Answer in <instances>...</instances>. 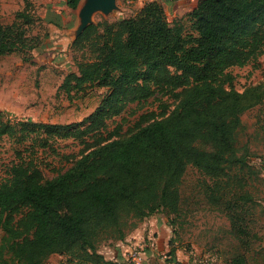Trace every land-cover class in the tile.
Wrapping results in <instances>:
<instances>
[{
    "label": "trees",
    "instance_id": "trees-1",
    "mask_svg": "<svg viewBox=\"0 0 264 264\" xmlns=\"http://www.w3.org/2000/svg\"><path fill=\"white\" fill-rule=\"evenodd\" d=\"M77 3L68 0L72 8ZM32 22L25 0L14 21L0 22V55L44 45L41 36L27 32ZM71 46L86 56L59 88L68 97L105 88L88 116L68 123H13L0 111V134L28 140L0 182V263L44 264L56 252L116 264L98 251L99 242L123 239L153 213L173 214L166 220L174 227L189 164L207 177L202 190L209 206L227 217L240 247L250 248L259 236L248 226V181L259 178L264 163L257 167L249 158L254 152L248 142L260 132L241 144L238 137L242 113L264 102V79L240 91L230 68L264 53V0H200L172 19L160 1L149 0L133 15L88 24ZM150 96L159 100L161 112L141 114L126 134L120 125L108 129V120L129 103ZM65 137L83 144L79 155L44 177L37 148L53 149ZM193 257L196 264H218L210 253Z\"/></svg>",
    "mask_w": 264,
    "mask_h": 264
},
{
    "label": "rangeland",
    "instance_id": "rangeland-1",
    "mask_svg": "<svg viewBox=\"0 0 264 264\" xmlns=\"http://www.w3.org/2000/svg\"><path fill=\"white\" fill-rule=\"evenodd\" d=\"M27 1L28 10L33 16L27 32L41 36L44 45L0 55L2 117L13 123L20 120L60 123L79 121L94 110L105 91V88L93 87L84 96L75 94L68 97L59 88L65 73L76 70V60L86 56L85 50H76L71 46L73 36L70 30L78 23L77 11L82 0H78L75 8L68 5V0ZM146 1L149 0H116V7L110 12H94L93 23L133 15ZM24 3L25 0H0V22L14 21L15 12ZM183 23L188 27V18L183 17ZM230 71L240 91L261 82L264 79V53L243 66L231 67ZM163 101L169 104L171 99L164 97ZM161 109V103L154 96L139 103H129L122 113L108 120V129L120 125V133L126 134L141 114L150 111L159 113ZM241 117L243 128L239 133V144L244 143L249 134L260 132L248 142L254 152L249 155L250 162L258 167L264 163V102L247 108ZM27 141L19 143L6 134H0V182L6 177L7 167L15 158V151L23 149ZM82 147L83 144L78 140L65 137L57 139L53 149L37 148L36 155L41 159L39 165L43 176L51 177L57 170L66 169L79 155ZM258 177L252 176L248 181V187L253 193L248 226L259 238L244 250L230 232L227 217L211 208L206 201L202 187L207 177L195 166L187 165L179 186L181 210L174 227L168 224L170 243L166 249L159 250V255L164 256L165 260L171 259L172 246L176 261H180V264H191L192 255L205 256L208 253L214 256L218 264H264V170ZM158 213L163 219L173 215L165 211ZM111 243L114 241L103 239L98 248ZM128 252H125L124 259L133 264ZM5 255L8 257V253ZM55 260L59 261L58 258ZM12 263L16 264V259Z\"/></svg>",
    "mask_w": 264,
    "mask_h": 264
},
{
    "label": "crops",
    "instance_id": "crops-1",
    "mask_svg": "<svg viewBox=\"0 0 264 264\" xmlns=\"http://www.w3.org/2000/svg\"><path fill=\"white\" fill-rule=\"evenodd\" d=\"M165 9L168 17H177L183 15L190 10L192 6L200 0H158ZM168 222L161 217L160 213H153L144 217L136 227H134L127 235L121 239L114 241L111 245L102 246L98 251L103 253L106 258L113 259L116 264H129L125 261V252L128 251L130 244L139 240H146L143 248V264H180L176 261L175 253L171 259L165 260L159 255V250L166 249L170 243V235ZM147 237V238H146ZM146 238V239H145ZM135 240V241H134ZM172 247V246H171ZM171 249V248H170ZM171 251V250H170ZM175 251V250H174ZM58 258L59 261L55 260ZM191 264H196L195 257L192 255ZM44 264H93L90 262H81L76 259H69L61 253H52ZM188 264V263H181Z\"/></svg>",
    "mask_w": 264,
    "mask_h": 264
},
{
    "label": "water",
    "instance_id": "water-1",
    "mask_svg": "<svg viewBox=\"0 0 264 264\" xmlns=\"http://www.w3.org/2000/svg\"><path fill=\"white\" fill-rule=\"evenodd\" d=\"M116 0H82L78 7V23L75 28L71 29V35L76 37L90 23H93L92 15L96 11L103 13L110 12L114 7Z\"/></svg>",
    "mask_w": 264,
    "mask_h": 264
},
{
    "label": "built area",
    "instance_id": "built-area-1",
    "mask_svg": "<svg viewBox=\"0 0 264 264\" xmlns=\"http://www.w3.org/2000/svg\"><path fill=\"white\" fill-rule=\"evenodd\" d=\"M144 240L135 241L130 244L128 249V257L132 260L133 264H143V258L141 256V251L145 247Z\"/></svg>",
    "mask_w": 264,
    "mask_h": 264
}]
</instances>
